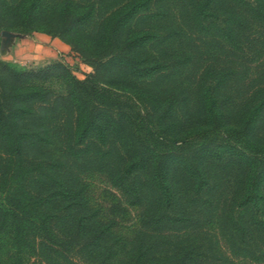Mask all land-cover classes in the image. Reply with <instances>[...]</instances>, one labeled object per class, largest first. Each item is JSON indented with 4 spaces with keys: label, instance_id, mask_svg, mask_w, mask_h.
Wrapping results in <instances>:
<instances>
[{
    "label": "trees",
    "instance_id": "1",
    "mask_svg": "<svg viewBox=\"0 0 264 264\" xmlns=\"http://www.w3.org/2000/svg\"><path fill=\"white\" fill-rule=\"evenodd\" d=\"M9 1L0 0V22L5 25L0 31L42 30L33 25L43 20L42 0H20L13 12ZM155 2L126 0L112 7L98 36L89 39L82 29L94 5L79 8L65 2L67 32L44 33L81 45L78 50L86 52L93 67L83 79L60 60L23 67L0 59V264H110L111 254L104 255L102 244L109 226L99 223L74 173L93 163L129 203L150 205L144 223L154 240L168 238L163 230L171 226L192 225L196 219L187 207L204 211L214 194L221 197L223 192L221 236L239 252L264 242V85L253 92L259 94L225 95L220 91L226 83L223 72L213 70L202 73L193 101L185 94L159 93L169 61L148 52L161 38L142 19V11ZM220 2L189 0V8L206 20L219 12ZM243 2L251 16L264 20V0ZM22 26L31 30H17ZM226 36L234 40V29L229 27ZM50 63L67 87L59 99L37 82L52 75L47 73ZM205 77L214 84L202 85ZM61 108L70 117L67 164L48 152L53 137L47 122ZM169 132L176 136L165 145L162 135ZM213 162L234 172L231 182L221 185L209 175ZM183 187L192 190L184 208ZM178 237L153 257L155 264H204L216 256L205 252L211 245ZM250 248L251 257L259 259V250ZM71 250L80 262L67 255ZM136 251L132 255L140 264L144 249Z\"/></svg>",
    "mask_w": 264,
    "mask_h": 264
},
{
    "label": "rangeland",
    "instance_id": "2",
    "mask_svg": "<svg viewBox=\"0 0 264 264\" xmlns=\"http://www.w3.org/2000/svg\"><path fill=\"white\" fill-rule=\"evenodd\" d=\"M10 1L7 3L8 10L13 12L20 0ZM66 1L42 0L40 14L43 20L33 24L42 30L35 32L44 33L45 30L48 31L46 33L56 36L59 33L65 34L67 32L65 23L69 20L66 12H63ZM69 1L79 8L94 5L92 17L82 29L84 37L89 39L98 36L103 19L113 10L112 7L124 3L126 0ZM221 1L219 12L208 16L206 20L193 14L189 8V0H156L148 10L142 11L145 13L142 19L149 21L153 27L152 30L155 31L158 38H161V42L156 46L152 44L148 52L154 56L162 55L169 61V66L164 71L168 75L158 86L159 93H165V95L177 93L180 97L185 94L190 101H193L196 93L200 91L202 73H212L213 70H218L223 72L221 77L226 81L225 86H222L220 90L221 93L238 97L259 94L253 92L264 85V20L261 21L251 16L246 9L244 0ZM227 21L230 22V25L227 24ZM3 26L5 25L0 22V29ZM229 27L234 29V40L226 36L227 31L229 33ZM25 29L30 31L31 26L17 28V30ZM75 40L72 38V41ZM75 43L66 42L67 48L59 51L58 58L67 65L76 78L83 79L93 71V67L89 63L86 52L78 50L81 45ZM48 66L50 68L47 69V73L52 75L37 82L52 91L51 98L59 99L67 93V87L55 66L52 63ZM34 67H38V65ZM152 80L154 78H150L148 81ZM205 81L202 85H213L215 82H208L209 79L206 77ZM202 85L201 87H203ZM136 86L140 88L141 84H135L134 87ZM117 93L122 94L123 92L117 91ZM156 93H158L157 90ZM69 119L67 111L61 108L54 112L47 122L53 137V144L48 150L49 155L66 164L69 163V160L64 153V146L69 131ZM161 132L157 130L156 134H161ZM162 136L164 137L163 143L170 145V140L173 141L176 135L169 132ZM213 163L208 167L209 175L219 178L218 181L221 185L228 184V181L231 182L234 172L221 168L218 162ZM113 165L115 164L113 163ZM74 173L85 187L89 206L97 210L99 223L109 226L107 237L104 236L102 244L104 245V255L107 252L111 254L110 264H137L132 254L138 248L144 249L145 256L142 264H155L152 260L153 257H157L159 253L168 249L169 242L174 240L175 236L187 241L211 245L212 250L205 252L216 256L211 261L208 259L203 261L204 264H264L263 240L257 242V247L248 245L246 249L239 252V247L235 243L232 244L233 242L225 240L218 231V226L221 225L219 208H222L225 197L223 192L220 194L221 197L218 196L219 192H216L212 199V205L204 211L196 206L187 207L190 211L189 214L192 213L196 219L192 225L171 226L170 230H163L164 235H167L168 238L158 241L159 239L154 240V234L145 228L144 216L151 209L148 203L144 202L138 205L129 203L122 191L113 186L106 172L98 168L95 163L81 165ZM228 189L226 191H232V189ZM191 193L192 190L189 187H183L180 204L182 208L188 203ZM215 206L216 209H214ZM158 243L160 244L158 245ZM249 246L259 250L257 254L259 259L251 257V253L254 251ZM67 255L78 262L81 261L73 250Z\"/></svg>",
    "mask_w": 264,
    "mask_h": 264
},
{
    "label": "crops",
    "instance_id": "3",
    "mask_svg": "<svg viewBox=\"0 0 264 264\" xmlns=\"http://www.w3.org/2000/svg\"><path fill=\"white\" fill-rule=\"evenodd\" d=\"M67 45L46 33L0 31V59L19 65L42 66L60 60L58 53Z\"/></svg>",
    "mask_w": 264,
    "mask_h": 264
}]
</instances>
